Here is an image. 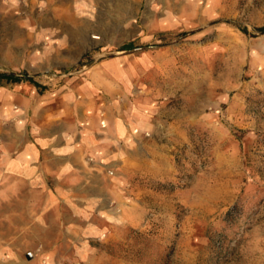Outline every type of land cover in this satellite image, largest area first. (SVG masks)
Here are the masks:
<instances>
[{
	"label": "rangeland",
	"instance_id": "374dc122",
	"mask_svg": "<svg viewBox=\"0 0 264 264\" xmlns=\"http://www.w3.org/2000/svg\"><path fill=\"white\" fill-rule=\"evenodd\" d=\"M2 74L35 97L0 78V145L37 114L130 131L117 172L47 175L54 228L0 222V264H264V0H0Z\"/></svg>",
	"mask_w": 264,
	"mask_h": 264
},
{
	"label": "crops",
	"instance_id": "0c3cea01",
	"mask_svg": "<svg viewBox=\"0 0 264 264\" xmlns=\"http://www.w3.org/2000/svg\"><path fill=\"white\" fill-rule=\"evenodd\" d=\"M6 80L16 85L24 84L14 77ZM22 89L35 97V86L31 83L24 84ZM64 120L66 124L72 123L70 128L60 126L58 121L46 123L40 114L32 116L23 123L20 140L13 139L14 129L7 131L5 143L0 145L5 148L0 172L8 181L7 203L3 207L5 219L0 222H4L6 228L56 226L45 214L34 215V212L45 213L46 204L31 203V197L43 200L49 194L45 187L47 175H53L55 183L56 175H89L93 179L95 175H103V170L107 173L118 171L121 155L125 152V129L130 131V127L117 111H106L104 116L81 115Z\"/></svg>",
	"mask_w": 264,
	"mask_h": 264
},
{
	"label": "trees",
	"instance_id": "16d2710c",
	"mask_svg": "<svg viewBox=\"0 0 264 264\" xmlns=\"http://www.w3.org/2000/svg\"><path fill=\"white\" fill-rule=\"evenodd\" d=\"M13 76H14L13 74H2L0 75V78L12 79Z\"/></svg>",
	"mask_w": 264,
	"mask_h": 264
},
{
	"label": "water",
	"instance_id": "95a60500",
	"mask_svg": "<svg viewBox=\"0 0 264 264\" xmlns=\"http://www.w3.org/2000/svg\"><path fill=\"white\" fill-rule=\"evenodd\" d=\"M26 257H27L28 259H30V258H31V254L28 253V254L26 255Z\"/></svg>",
	"mask_w": 264,
	"mask_h": 264
},
{
	"label": "built area",
	"instance_id": "2783aa9c",
	"mask_svg": "<svg viewBox=\"0 0 264 264\" xmlns=\"http://www.w3.org/2000/svg\"><path fill=\"white\" fill-rule=\"evenodd\" d=\"M109 174H112V171H109Z\"/></svg>",
	"mask_w": 264,
	"mask_h": 264
}]
</instances>
